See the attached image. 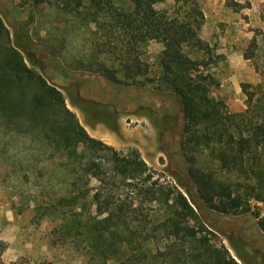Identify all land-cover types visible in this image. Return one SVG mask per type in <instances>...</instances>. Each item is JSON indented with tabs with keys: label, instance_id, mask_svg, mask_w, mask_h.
I'll return each mask as SVG.
<instances>
[{
	"label": "rangeland",
	"instance_id": "obj_1",
	"mask_svg": "<svg viewBox=\"0 0 264 264\" xmlns=\"http://www.w3.org/2000/svg\"><path fill=\"white\" fill-rule=\"evenodd\" d=\"M77 1L0 0V17L10 39L9 45L0 38V50L14 48L30 70L57 89L66 109L89 137L123 155L137 151L155 180L175 186L186 197L211 232L212 245L225 247L238 264H264V231L259 227L264 220V204L251 201L249 213L226 216L206 208L196 193L181 151V104L175 95L156 90L160 77L157 60L163 46L150 41L139 49L143 74L136 83H127L121 73L113 75L119 83L108 79L101 71L118 70V63L107 61L112 56L100 54L99 50H106L103 43L109 42L110 48L117 45L120 34L108 27V6H112L111 1L119 6L122 0H96L103 8L96 14L97 7L90 0H81V7L76 6ZM175 1L161 0L154 8L171 14ZM183 1L188 6L196 4L203 14L208 13L210 4L222 6L216 12L221 24L218 33L228 26V42L234 41L243 58L249 61L251 71L243 76V82L253 85L263 82L260 74L264 72V0ZM94 20L104 25V33ZM200 38L210 46L211 55L192 53L191 57L210 58L204 71L215 78V67L229 73L219 42H207L210 39L207 28L201 29ZM5 56L6 51L0 55V64ZM145 78L155 81L140 85ZM36 91L37 85L32 83L24 85L20 92L12 89L9 101H21L27 111L14 120L0 116V239L7 244L3 259L100 264L84 250H76L73 242L59 243L53 231L60 220L44 211L56 197L67 194L72 179L78 180L82 190H94L97 183L81 172L90 157L88 152L83 153L85 157L71 159L54 146L52 139L56 137L48 128L42 130L32 124L29 102ZM211 96L224 102L230 112L246 109L240 85L228 88L219 85L212 89ZM45 117L56 118L63 128L69 123V118L50 111ZM78 154H82L80 148ZM98 157L109 171L108 158L102 154ZM73 167L77 168L76 175L69 173ZM148 213L153 214L151 209ZM147 246L154 254L152 244Z\"/></svg>",
	"mask_w": 264,
	"mask_h": 264
},
{
	"label": "trees",
	"instance_id": "obj_2",
	"mask_svg": "<svg viewBox=\"0 0 264 264\" xmlns=\"http://www.w3.org/2000/svg\"><path fill=\"white\" fill-rule=\"evenodd\" d=\"M160 1L122 0L119 6L111 1L108 27L120 36L114 48L109 42L101 43L106 50L99 53L111 55L113 59L107 61L118 63V70L106 68L101 74L119 83L113 75L121 73L127 83H136L143 74L139 49L150 41L160 43L156 90L175 95L181 104V151L199 199L221 215L249 213L251 201L264 204V81L242 83L246 109L228 111L224 102L211 96L212 89L220 85L204 71L211 59L191 57L192 53L211 55L210 46L200 38L203 12L182 0L175 1L171 14L158 12L154 7ZM90 2L97 7L95 14L103 10L96 0ZM76 6H82L81 0ZM98 30L104 33L106 28L98 22ZM0 38L10 43L1 17ZM4 51L0 116L14 120L27 111L21 101H9L8 96L12 89L20 92L24 85L36 84L29 102L32 124L48 128L56 137L52 143L67 157L90 154L81 172L95 180L96 188L82 190L78 180L72 179L67 194L44 208L60 220L53 231L59 243L73 242L76 250H84L100 264H238L225 247L211 244V232L186 197L175 186L155 180L137 151L123 155L89 137L66 109L62 94L30 70L14 48H3L0 55ZM260 75L264 80V72ZM153 81L145 78L140 85ZM49 111L69 118L68 126L63 128L56 118L45 117ZM101 154L108 158L109 171L99 161ZM69 173L76 175L77 168ZM150 209L153 214L148 213ZM259 227L264 231V220ZM150 243L154 254L147 246ZM6 250L7 244L0 239V264H49L26 258L6 262Z\"/></svg>",
	"mask_w": 264,
	"mask_h": 264
},
{
	"label": "crops",
	"instance_id": "obj_3",
	"mask_svg": "<svg viewBox=\"0 0 264 264\" xmlns=\"http://www.w3.org/2000/svg\"><path fill=\"white\" fill-rule=\"evenodd\" d=\"M221 8L222 6H216L214 4H210L207 7L208 13L205 14L204 12L205 21L202 28L203 30L207 28L209 31L210 39L207 42L213 40L219 42V51L222 53L223 57H225L226 69L229 73H224L223 69L220 67H215L214 70L217 72L216 78L220 87L228 88L230 86H239L244 83L243 76L250 73L251 69L248 64L249 61L243 58L241 51L235 46V42H228L227 33L229 27L223 26V28L225 27V31H221L220 34L218 33L221 24H219L216 12ZM216 78L214 77V79Z\"/></svg>",
	"mask_w": 264,
	"mask_h": 264
}]
</instances>
